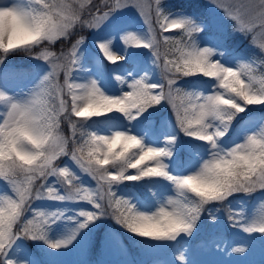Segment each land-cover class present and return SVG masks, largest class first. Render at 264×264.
Instances as JSON below:
<instances>
[{
  "label": "snow or ice",
  "instance_id": "snow-or-ice-1",
  "mask_svg": "<svg viewBox=\"0 0 264 264\" xmlns=\"http://www.w3.org/2000/svg\"><path fill=\"white\" fill-rule=\"evenodd\" d=\"M154 3L153 9L150 0L144 11L145 6L133 0H103L104 10H93L92 0L87 6L77 0H0V64L17 52L43 62L34 69L39 82L26 96L10 95L0 86V182L8 189L0 193V264H28L16 253L21 238L43 240L52 249L67 247L81 230L106 215L105 201L116 223L148 241L188 242L204 213L213 224L218 222L213 213L217 203L229 207L235 227L264 238V198L250 215L243 207L231 210V198L264 192V111L247 119L240 116L249 106H264V43L258 45L260 57L233 56L228 62L230 52L220 51L219 45L202 46L199 36L206 25L194 16L166 12L163 0ZM130 6L141 9L147 29L97 38L100 55L91 61L81 51L83 36L59 53L45 46L69 38L77 24L100 29L114 13ZM218 6L239 30L264 31V0H250L235 14L231 5ZM86 9L90 19L84 18ZM174 30L180 35H173ZM145 49L151 54L152 71H127L121 62L138 63V52ZM105 61L114 66L116 92L106 90L96 76ZM85 62L93 63L96 73L82 72ZM186 79L194 82L185 87L181 82ZM165 102L173 109L175 127L203 142L209 156L186 174L171 171L175 134L165 135L162 146L146 139L151 125L146 114ZM62 120L70 135L63 133ZM132 122L146 125L145 133L134 131L135 125L128 127ZM233 129L243 142L232 140L234 146L225 147ZM62 157L68 160L59 164ZM85 176L94 186L83 183ZM146 179L167 181L174 190L166 200L153 194L164 200L155 211L140 210L114 191L126 181ZM41 199L88 208L79 207L71 216L67 209L31 208L32 201ZM28 211L31 218H25ZM60 221L74 226L63 237L50 239V230ZM178 252L176 264H189L186 252Z\"/></svg>",
  "mask_w": 264,
  "mask_h": 264
},
{
  "label": "rangeland",
  "instance_id": "rangeland-1",
  "mask_svg": "<svg viewBox=\"0 0 264 264\" xmlns=\"http://www.w3.org/2000/svg\"><path fill=\"white\" fill-rule=\"evenodd\" d=\"M176 0H163L164 8L166 12L183 13L189 16H194L199 22H202L205 27V31L199 36L202 46L219 45L220 51H228L230 55L226 56L228 62H231V57H260L262 55L259 44L264 43V31H261L259 27H256L253 32L239 30L240 25L226 15L225 8L223 6L228 4L232 6L233 14L238 7L246 5L250 0H187V6L191 3V7H185L184 9L177 8L175 5ZM182 1V0H181ZM103 2V0H102ZM150 0H133V4L139 3L144 5V11H148L146 7ZM258 3V0H256ZM77 3L88 5L89 0H77ZM183 4L186 3L182 2ZM93 5V4H92ZM102 8V7H101ZM152 8H155L154 0H152ZM102 10H104L102 8ZM141 9L130 6L122 8L114 13L107 21L101 25L100 29H92L83 27L77 24L71 35L67 39H61L50 47V50H54L57 53L66 51L70 48L79 37L86 38L85 48H82V54L88 57L91 61L94 56H98L99 50L95 47L94 41L97 38L107 37L110 34H115L119 30H136L142 31L147 29L145 23V17L140 14ZM84 18L90 19L87 9L84 12ZM153 26L155 25V16L152 17ZM230 27L234 31H231ZM173 35H180L179 30H174ZM157 35L159 38V29L157 27ZM255 36V43L253 37ZM119 45V40L115 42ZM242 46V47H240ZM39 49H37L38 51ZM119 50V48L117 49ZM166 46L161 41V52H165ZM18 54H12L6 58L3 64H0V86H3L10 95L21 96L27 95L31 89L35 87L38 81V73L34 71L39 66L43 65L42 61H37L34 58L28 56L23 52H17ZM139 62L135 63L131 59L126 62H121L123 67L129 72L134 70L139 72L141 70L152 71L151 54L145 49L138 52ZM171 58V56L169 57ZM106 67L100 72L96 73V69L91 62H85L83 64L82 72L96 73L97 78L101 80V84L106 90L110 92H116L119 88L115 84L112 76V68L114 66L108 65L104 62ZM143 74V73H141ZM160 69H156L157 78H159ZM82 75V73H78ZM63 82V73L59 77ZM192 79H186L182 81V85L187 87L193 83ZM65 99H68L65 96ZM3 109L0 108V111ZM260 111H264V106H249L245 113H241V118L247 119L249 115L258 116ZM148 120L151 121L150 127H148V135L146 137L147 142L156 145L163 144V137L165 135L175 134L177 136V142L173 148V158H171V171L175 174H186L190 170H194L198 167L202 160L208 159L203 142L196 141L193 138L185 136L178 128L175 127V116L173 109L165 102L160 106H156L154 109H149V114H146ZM75 119V118H73ZM239 123L235 121L234 124ZM134 127V131L138 134H144L146 125L143 123L129 124L128 127ZM61 128L63 133L67 136L70 135L69 125L66 120H62ZM232 135L224 140L225 147L234 146L232 140L237 143L243 141L237 139L236 130L233 129ZM71 148V145L69 146ZM68 158L62 157L59 164L67 162ZM52 178H50L51 180ZM83 183L85 185H93L94 181L88 177H84ZM5 184L0 182V193L7 192ZM114 191H117L120 195L127 196L137 203L140 210L155 211L160 203L164 202L168 196L174 195V190L168 186L167 181L163 182H149L147 179L144 181H126L123 184L118 185ZM154 193L162 195L164 200L160 196H154ZM250 198H244L243 196H235L232 200V211H240L241 207L245 210L246 214L250 215L259 202L264 198V192L256 191L249 196ZM250 199V200H249ZM242 202V203H241ZM106 215L99 218L92 224H89L87 228L80 231L76 239L72 241L67 247H61L59 249L50 248L43 240H32L35 247L42 251L44 257L48 260L49 264H80V262L87 257L90 245L94 246L95 241L99 243L100 256L96 261L89 264H170L165 261H161L162 258H173L179 256V252H186L189 264H262L264 261V245L260 242L256 235L246 234L242 230L234 226V233L231 238H222L220 236H214L209 241H194L195 239L188 238V242L182 241L180 244L164 243L150 241L142 244L139 241H135L134 251H131L130 247L126 243L125 233L129 236V242H133L131 239L132 233L128 232L123 226L116 223L115 219L111 215V208L107 206L105 201ZM220 204V203H218ZM226 208V213L229 215V207L223 204ZM79 207L88 208L87 204H74L70 201H54V200H34L31 203V208L41 210H55L57 208L67 209L66 215L71 216L74 214V210ZM214 210V208H213ZM220 216L219 213H215ZM32 212L25 213V218H31ZM239 218V217H237ZM74 225L68 224L65 221L58 222L54 225L49 232L50 239H58L66 235L69 228ZM197 232L194 233V237ZM133 237H135L133 235ZM132 240V241H131ZM17 244L16 253L19 254L21 259H24L28 264H44L41 263L37 254L32 250V246L28 245L26 239L21 238ZM172 247L171 250L168 248ZM242 247L244 252L237 253L233 249ZM138 248V249H137ZM138 250V251H136ZM169 250V251H168ZM169 255V256H168ZM176 264V260L174 261Z\"/></svg>",
  "mask_w": 264,
  "mask_h": 264
},
{
  "label": "trees",
  "instance_id": "trees-1",
  "mask_svg": "<svg viewBox=\"0 0 264 264\" xmlns=\"http://www.w3.org/2000/svg\"><path fill=\"white\" fill-rule=\"evenodd\" d=\"M182 2H185L186 6ZM92 4H93L92 9L94 10L97 6L102 7L103 2H102V0H92ZM175 5L177 8L184 9L185 7H188V6L191 7L193 4L191 3L190 5L187 6V0H182V1L176 0ZM230 29H231V31H234L232 27H230ZM240 47H242V46H240ZM16 54H18V53H16ZM237 196H243L244 198H250L249 197L250 195H244V194L237 195ZM214 212L220 214V216H218V218H219L218 222L213 224L212 222H210L208 220L207 213H204V215L201 217V220L198 223V230L196 231L197 234L195 237L194 236L192 237L193 239H195L194 241H205L206 242V241H209L214 236H220V237L226 238V239L232 237V235L234 233V226L229 221V215H227V213H226L225 206L223 204H218V203L215 204L213 213ZM133 235L131 236V239H133L134 241L129 242V239H128L129 236L125 233L126 243L130 247L131 251H134V249L136 247L135 245H133V243L135 241H139L142 244L150 242V241H148L142 237H138L135 235H134L135 237H133ZM254 235H256L255 237H257L260 242H263V245H264V238H262L259 233H255ZM26 240L28 242V245L32 246V248H33L32 250L39 256L41 262H43L44 264H49L48 260L44 257L42 251L39 250L37 247H35L32 240H28V239H26ZM168 249L171 250L172 247L169 246ZM136 251H138V250H136ZM97 258L99 259V258H101V256H100L99 243H98V241L97 242L95 241L94 246H93V244H92V247L90 245L87 257L84 258L80 262V264H89L90 262L96 261ZM161 261H165V262H168L170 264H175L174 263L175 260L173 258L171 259L169 257L167 259L162 258ZM137 264H140V263L138 262ZM262 264H264V261Z\"/></svg>",
  "mask_w": 264,
  "mask_h": 264
},
{
  "label": "clouds",
  "instance_id": "clouds-1",
  "mask_svg": "<svg viewBox=\"0 0 264 264\" xmlns=\"http://www.w3.org/2000/svg\"><path fill=\"white\" fill-rule=\"evenodd\" d=\"M4 19H5V22H8L10 19H11V17L10 16H8L7 14L4 16Z\"/></svg>",
  "mask_w": 264,
  "mask_h": 264
}]
</instances>
